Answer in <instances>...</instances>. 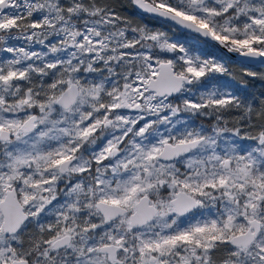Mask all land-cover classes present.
Listing matches in <instances>:
<instances>
[{"label": "snow or ice", "instance_id": "1", "mask_svg": "<svg viewBox=\"0 0 264 264\" xmlns=\"http://www.w3.org/2000/svg\"><path fill=\"white\" fill-rule=\"evenodd\" d=\"M131 3L0 0V264H264V98L173 32L264 63V0Z\"/></svg>", "mask_w": 264, "mask_h": 264}, {"label": "rangeland", "instance_id": "2", "mask_svg": "<svg viewBox=\"0 0 264 264\" xmlns=\"http://www.w3.org/2000/svg\"><path fill=\"white\" fill-rule=\"evenodd\" d=\"M117 5L123 15L131 18L134 22L146 23L149 27L157 28L164 25L163 21L154 20L150 16L142 18L129 0H117ZM165 30H167V25H165ZM173 32L176 38L181 41H187L189 44L195 46L197 51H202L203 54L207 56L222 58L227 64L231 75L217 76L213 81V84L217 86H226L239 95L242 100L247 99L249 102L264 98V92L261 90L262 88H260L259 84L264 82V64L255 66L244 65L243 63L232 59L215 44L205 42L203 40L197 41L196 37L192 33L182 32L178 28L173 29ZM248 71L254 72L256 75H247ZM261 86L264 87V85ZM193 119L196 120L197 123L207 125V121L202 118ZM32 229L35 230V225L32 226Z\"/></svg>", "mask_w": 264, "mask_h": 264}, {"label": "water", "instance_id": "3", "mask_svg": "<svg viewBox=\"0 0 264 264\" xmlns=\"http://www.w3.org/2000/svg\"><path fill=\"white\" fill-rule=\"evenodd\" d=\"M134 6V5H133ZM135 8V6H134ZM136 9V8H135ZM137 10V9H136ZM138 11V10H137ZM139 12V11H138ZM179 29V28H178ZM180 31H183V32H187L185 30H182V29H179ZM190 33V32H188ZM209 43H212V42H209ZM222 49V48H221ZM225 53H227L228 55H230L231 57L237 59L238 61L242 62V63H247V64H250V65H260V64H264L260 61H249V60H246L245 58H242L240 56H238L236 53H230V52H227L226 50L222 49Z\"/></svg>", "mask_w": 264, "mask_h": 264}, {"label": "flooded vegetation", "instance_id": "4", "mask_svg": "<svg viewBox=\"0 0 264 264\" xmlns=\"http://www.w3.org/2000/svg\"><path fill=\"white\" fill-rule=\"evenodd\" d=\"M130 2H131V0H129ZM132 4V3H131ZM132 6H133V4H132ZM134 7V6H133ZM224 52V51H223ZM227 54V53H226ZM228 55V54H227ZM228 56H230V55H228ZM231 57V56H230ZM232 59H235V58H233V57H231ZM235 60H237V59H235ZM238 61V60H237ZM240 62V61H239ZM242 63V62H241ZM244 65H248V66H255V65H250V64H247V63H243ZM259 65V64H258ZM261 65V64H260ZM260 84V88H262L261 90L264 92V87H262L261 85H264V82H261V83H259ZM243 91H246V90H243ZM242 91V92H243Z\"/></svg>", "mask_w": 264, "mask_h": 264}, {"label": "trees", "instance_id": "5", "mask_svg": "<svg viewBox=\"0 0 264 264\" xmlns=\"http://www.w3.org/2000/svg\"><path fill=\"white\" fill-rule=\"evenodd\" d=\"M264 89V88H263Z\"/></svg>", "mask_w": 264, "mask_h": 264}]
</instances>
